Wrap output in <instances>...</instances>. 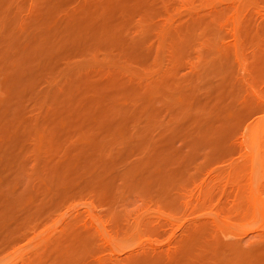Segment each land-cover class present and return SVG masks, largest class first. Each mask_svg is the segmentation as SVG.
<instances>
[{"label": "rangeland", "instance_id": "obj_1", "mask_svg": "<svg viewBox=\"0 0 264 264\" xmlns=\"http://www.w3.org/2000/svg\"><path fill=\"white\" fill-rule=\"evenodd\" d=\"M0 264H264V0H0Z\"/></svg>", "mask_w": 264, "mask_h": 264}]
</instances>
